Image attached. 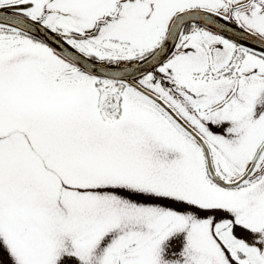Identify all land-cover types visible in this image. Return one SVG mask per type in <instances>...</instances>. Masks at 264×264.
Instances as JSON below:
<instances>
[{"label": "snow or ice", "instance_id": "1", "mask_svg": "<svg viewBox=\"0 0 264 264\" xmlns=\"http://www.w3.org/2000/svg\"><path fill=\"white\" fill-rule=\"evenodd\" d=\"M0 264H264V0H0Z\"/></svg>", "mask_w": 264, "mask_h": 264}]
</instances>
